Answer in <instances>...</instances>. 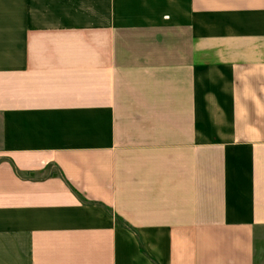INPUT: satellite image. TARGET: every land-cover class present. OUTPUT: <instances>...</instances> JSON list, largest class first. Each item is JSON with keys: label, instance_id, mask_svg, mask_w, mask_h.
<instances>
[{"label": "crops", "instance_id": "0c3cea01", "mask_svg": "<svg viewBox=\"0 0 264 264\" xmlns=\"http://www.w3.org/2000/svg\"><path fill=\"white\" fill-rule=\"evenodd\" d=\"M0 264H264V0H0Z\"/></svg>", "mask_w": 264, "mask_h": 264}]
</instances>
